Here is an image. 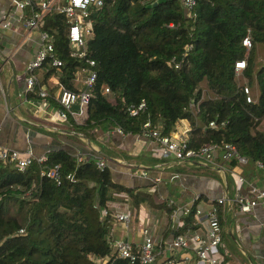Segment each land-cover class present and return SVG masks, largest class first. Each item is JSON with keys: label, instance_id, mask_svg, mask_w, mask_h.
<instances>
[{"label": "trees", "instance_id": "1", "mask_svg": "<svg viewBox=\"0 0 264 264\" xmlns=\"http://www.w3.org/2000/svg\"><path fill=\"white\" fill-rule=\"evenodd\" d=\"M194 13L186 18L180 0H104L92 10L86 58L95 62L93 97L82 124L70 120L71 130L94 142L106 134L109 149L100 145L101 150L109 158L126 157L128 151L112 142L121 138L110 133L115 128L136 138L150 120L169 134L178 119L190 117L189 147L230 142L251 165L264 164V0H196ZM42 29L53 35L55 56L63 63L58 73L46 66L76 89L74 73L88 64L69 56L65 18L48 13ZM247 34L249 50L242 44ZM242 59V75L257 92L252 102L236 79L235 62ZM142 98L146 109L130 116L127 107ZM190 100L199 105L196 120L183 109ZM210 121L216 126L209 127ZM151 151L161 162L160 145ZM217 160L227 167L239 164L235 158ZM54 164H60L59 184L40 176L35 161L23 171L0 161V264H138L116 255L110 244L113 218L102 211L108 202H128L138 218L143 206L170 213L174 205L144 190L147 186L117 182L108 165L99 169L93 159L77 162L66 149L47 153L43 166ZM193 211L181 217L176 233L197 227ZM217 215L222 223L219 206ZM163 260L159 254L153 264Z\"/></svg>", "mask_w": 264, "mask_h": 264}, {"label": "built area", "instance_id": "2", "mask_svg": "<svg viewBox=\"0 0 264 264\" xmlns=\"http://www.w3.org/2000/svg\"><path fill=\"white\" fill-rule=\"evenodd\" d=\"M147 3H152L157 0H145ZM186 18L195 15L194 8L196 0H180ZM104 0H12L11 7L21 12L28 11V15L24 18V25L26 30L39 32V40L37 43V50L34 56L28 60L25 65V89L20 96V105L27 104L42 112V120L48 122L47 129L49 132L58 129L59 125L69 124L72 119L76 124H82L81 118L85 116L86 106L93 97L90 90L96 79V72L92 69L95 66L94 60L86 58V42L91 35V20L90 15L92 10L100 8ZM48 13L62 14L68 25V45L69 56L76 60H84L88 67L83 70H77L74 73V81H76V89L68 88L63 85L60 80L57 81V90L52 95L56 105L50 106L49 99L51 95L47 88H45L39 78L37 71L46 65H50L54 70H60L63 66L62 60L55 56L54 37L47 30H43L42 26L44 18ZM14 17V10L9 12L7 16L0 20L2 28H9L11 26L10 20ZM172 27L173 24H168ZM243 46L249 50L251 47V40L247 34L242 40ZM191 49V45L187 47ZM3 64L6 59H2ZM177 67V65H175ZM246 66L244 59L235 62L236 75L242 74ZM80 83V84H79ZM245 98L247 102L254 101L249 91L248 86L243 87ZM109 88L105 86L103 93L108 94ZM34 95L38 102H33L28 99ZM7 111H13L15 108L7 100L5 101ZM147 107L146 100L142 98L138 103L131 104L127 107V113L130 116H137L143 112ZM188 112L194 120L199 112V105L196 101L190 100L183 108ZM196 122V121H195ZM192 120L190 117L178 119L169 134H161L160 130L153 126L150 120L144 122L142 132L136 138H145L157 142L160 147V157L163 165L174 163H194L195 161L204 162L208 166L218 167V157L223 160L230 161L236 159L238 163L244 164L248 158L237 152L236 146L233 143L225 142L208 143L199 146L198 148L189 147L188 135L192 129ZM209 127H215V121L208 123ZM112 132H116L120 136H129L124 134L121 128L117 127ZM80 134V133H79ZM85 141V140H84ZM77 162L93 159L99 169H103L107 162L102 156L100 150H96L89 144V153H77L74 156ZM0 161L14 165L18 171H23L32 161L38 163L41 168L40 176H46L60 183V164H54L51 167L43 166L47 161V154L35 156L32 149L19 151L14 148H8L0 144ZM163 165L145 166L139 168V174L142 177L148 178L154 184L162 181L160 175L152 176L151 171L161 172ZM255 165L261 170L264 178V164L256 161ZM223 168V167H222ZM233 167H226L225 172L232 173L237 177V181L245 184L246 179L243 175L237 173L232 169ZM158 174V173H157ZM72 175L67 174V178ZM179 177V173H173L170 180ZM249 196L236 195L230 198L228 195L221 196L214 200V204L209 210H203L196 202L200 196L195 194L190 201L181 208H172L171 212L166 215L165 220L160 224V228L168 225V219L173 220V229L175 233L169 240H166L163 234L158 232L159 226L156 228L152 226H141V241L139 243H132L124 239H111V246L120 258L127 259L130 263L138 264H153L157 255L161 254L166 247L173 251H183V253H191L195 255V264H221L220 255L223 247L222 233L223 226L217 215V207L222 205L224 214L231 211L235 205L239 212H250L256 205L264 206V187H257L248 183ZM166 200V199H163ZM167 205H173L174 202L166 200ZM194 209V211H193ZM129 209L112 210L104 209L103 216L110 215L113 222L121 224L124 229H128L130 223L133 221L134 213ZM194 212V220L197 225L196 228H188L180 233H176L178 229L182 228L183 220L181 216H187ZM226 220V217L224 218ZM163 225V226H162ZM164 230V229H162ZM22 231V230H21ZM158 232V233H157ZM111 236V231H110ZM187 259V257H186ZM162 264H184L178 259H165Z\"/></svg>", "mask_w": 264, "mask_h": 264}, {"label": "crops", "instance_id": "3", "mask_svg": "<svg viewBox=\"0 0 264 264\" xmlns=\"http://www.w3.org/2000/svg\"><path fill=\"white\" fill-rule=\"evenodd\" d=\"M11 1L0 0V20H3L9 12L14 10V17L10 20L11 26L9 28L0 26V144L19 151L32 149L35 156L45 155L57 149H66L73 156L77 153L86 154L89 153L90 144L91 147L101 151L107 165L115 173L113 179L126 186H147L144 190L153 193L161 201L163 199L173 201L175 208L183 207L193 195L198 194L200 198L197 206L207 211L214 204V200L221 196L228 195L230 198H234L238 194L249 196L248 183L257 187H264L261 170L255 163L251 165L248 161L244 164L239 163L232 168L244 176L246 182L243 184L237 181L235 175L225 172V166L222 165L213 167L198 161L192 164L172 162L163 165L157 163L152 158L154 153L151 151L157 142L142 137L121 136L119 139L112 140L115 147L125 149L128 154L126 157L121 155L109 158L99 147L102 145L105 149L107 148L105 142L99 141V137L105 138L106 134L96 137L97 141L94 142L83 134L72 131L69 124L59 125L57 130L49 132L47 129L49 123L41 120L42 112L36 111L33 106L30 107L27 104L20 105V96L25 89V65L36 53L39 32L26 30L24 18L28 15V11L21 12L13 9ZM3 58L6 59L4 64ZM56 72L58 73V71ZM56 72L51 73L48 66L37 71L51 98L57 90V81L60 80ZM28 99L38 102L34 95ZM6 100L11 103L15 110L7 111ZM49 104L54 107V104ZM110 133L117 135L112 131ZM72 134H75L74 140L68 137ZM110 160L112 163L109 162ZM156 164L163 165V169L161 172L153 170L151 175H160L162 181L154 184L150 179L139 174V168ZM173 173H179V177L170 180ZM219 207L222 209L223 220L221 264H264V206L256 205L250 212L242 213L233 205L231 211L226 215L223 206L220 205ZM109 208L124 210L130 207L128 202L116 201L108 202ZM149 208L143 206L141 210L145 211ZM158 210L160 212L158 232L160 235H164L166 232L165 238L169 240L175 233L174 222L171 218L168 219V225L165 224L162 227L164 230H162L160 224L163 221V215L168 216V214L165 210ZM180 217L183 216L180 215ZM225 217L226 220H224ZM154 223L157 231L156 226L158 224ZM141 226L139 216L136 218L135 213L128 229H124L121 224L113 222L111 239H124L132 243H139L141 241ZM161 255L162 259H178L184 264H195V255L191 253L173 251L166 247Z\"/></svg>", "mask_w": 264, "mask_h": 264}, {"label": "rangeland", "instance_id": "4", "mask_svg": "<svg viewBox=\"0 0 264 264\" xmlns=\"http://www.w3.org/2000/svg\"><path fill=\"white\" fill-rule=\"evenodd\" d=\"M236 79H237V82H238L239 86H241V87L242 86L243 87L244 86H248L249 91H250V93L252 95V98H253V100H255V98H256L255 94L257 92L254 90V88H252V87H250L248 85V83L246 82V79L244 78V76L242 74H238V75H236ZM41 120H42V118H41ZM263 126H264V122L261 125V127H263ZM93 138H95V137H93ZM104 139H105L104 137H99V141L100 142H105ZM105 143H107V142H105ZM107 149H109V148L107 147ZM159 213H160L159 210L155 209V208H153V209L149 208V209H146L145 211L140 210L139 211V220H140V223H141L142 227L147 226V224H149V226H152L154 224V222H156L158 224L159 220H160V218L158 217ZM165 218H166V216L163 215V220H165ZM131 224L132 223H130V226H131ZM157 226H159V224Z\"/></svg>", "mask_w": 264, "mask_h": 264}, {"label": "clouds", "instance_id": "5", "mask_svg": "<svg viewBox=\"0 0 264 264\" xmlns=\"http://www.w3.org/2000/svg\"><path fill=\"white\" fill-rule=\"evenodd\" d=\"M164 201V200H163Z\"/></svg>", "mask_w": 264, "mask_h": 264}]
</instances>
